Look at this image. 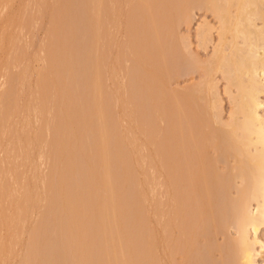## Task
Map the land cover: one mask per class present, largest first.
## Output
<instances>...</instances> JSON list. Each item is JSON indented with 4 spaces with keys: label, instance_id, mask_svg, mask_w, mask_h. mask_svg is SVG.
<instances>
[{
    "label": "bare ground",
    "instance_id": "6f19581e",
    "mask_svg": "<svg viewBox=\"0 0 264 264\" xmlns=\"http://www.w3.org/2000/svg\"><path fill=\"white\" fill-rule=\"evenodd\" d=\"M1 1L2 0H0V2ZM62 1L65 2V0H62ZM67 1H66V3H70V4L72 3L71 1H68V2ZM120 1L121 0H86V1H84V2H86V4L83 2L84 4H82V5H85V7H84L85 9H83V8H81V9L85 10V11H83V13H84V16H85L84 18H85V21L87 22V24L83 20H82V22H84V24H86L87 26L90 27L88 32L86 31L87 32L86 35H88L90 33V37L88 35V38H91V45L89 47L85 46V48H88V49L83 51V52H84V55H85L84 58H85V57H87L86 54H88L86 51H89L88 55H90V58L92 59V61H91L89 59V56H88V59L85 58L86 59L85 67L87 65L88 66L90 65L89 66L90 69H88L89 72L86 71V68H89V67L85 68L83 65L84 73H83V67L82 66L80 68L77 67V71H76V66L77 65L80 66V63H78V62H80L79 61L80 59L79 60L75 59L74 54L76 53L75 52L76 50L73 51L74 54L71 51L73 57L71 56V58H69L70 60L68 59L69 60L68 61L66 58H67V56L70 57V54H69L70 52L67 51V53H66L65 52L66 49H62V48L60 49V47L58 46V44H60L59 42L62 41L64 43L65 40H68L70 38L71 34L69 33L68 28L73 23V19H72L73 15H71L72 12L68 13L69 9L70 10L72 9L71 5H69L70 6L69 9L67 7H66V9H64L65 6L63 7V2H62V4L60 2L61 7L59 5V9L60 10L62 9V10L57 11V14H56L57 16H56L55 21H57L59 18L60 19L57 21L58 23L55 22L56 26H58L60 23L63 22L61 15L64 16L66 13L68 15H71L70 18L72 20H71V22H69L70 21L68 19L69 16L67 17V15H66L67 18H65V19H68L69 21L67 20V22L64 21L62 24H60L59 25V27L61 26L60 29H59V27L57 28L54 24L53 32H51L52 37L50 36V39L51 38H53V39L50 40L51 44L49 45V47L47 49L48 50V52H47L48 57L46 55L45 56L46 58L44 59V61L45 60L50 61V62L48 61L49 63L47 65H51V64L53 66L55 65L56 69L58 68L57 71L59 70V72L57 73L59 75H60V73L61 74L63 73V69H61V68H64V67H67L64 71H66V70L69 71L68 72L69 74L71 72L70 69L72 71L74 70L76 73L78 72V74H75L73 71V74L76 77L75 79H77L76 75L81 76L80 80L78 77L77 80H79V81L76 80L77 82H80L82 80L85 72H87L86 74H88L87 76L89 77L87 79H89L90 81L92 80V82L87 80L86 77H85V80H83V81L90 82L89 85L91 83L97 84V82L103 81L102 83L98 84V86L91 84L90 87H88V91H87V89H85L88 93L90 90L94 89L95 87H96L95 89H97L98 92L100 89H104V88H105V91L108 89L106 91L107 93L110 92L109 88H107L105 85L104 86L102 85V84H105L104 80H102L103 79L102 78L103 73H107L106 71L110 70L108 72V74H109V76H111L110 74H112V71L115 73L116 72L119 73L122 70V67H123L122 62L124 59H123V54L121 52L125 48V46L127 47V45L130 47L132 45V49H134V50H132L130 48L132 54L136 53L135 56H136L137 61H136V64H133L135 67L133 66L132 68H135L133 70L135 71V74L137 76H139V78L142 76L140 79V82L138 81L140 83V86L145 84L142 87V89L147 86L146 88H148V89H146V88H144V89H146V90L151 89V91H152V89L154 90L156 87V86H154L155 81L156 82L158 81V83H156L157 88H158L159 84H160L159 86L161 88L162 86H164L163 85L164 80L169 78V77H167V75L170 76V79L171 78L174 79L177 76V72H178V68H177L178 67V63H177L178 57L177 56H178V53H176V52H178V49H176L177 44H175L176 42L174 40V38H175L174 35L176 32L174 33V31H172L171 29L174 27L176 28V25H177L176 22L178 21V20H176L177 16H179L178 18H180V16H182V17H184V19L187 17L186 13L188 14L187 11H190L189 8H191V6H192L190 1L192 2V0H190V1L189 0H180V1L177 0L179 2H177L176 0H175L176 2L173 0H152V2L148 1V0H137V2H136V0H135V2L137 4L134 2L135 5L134 4L133 5L135 7L131 4V6H133L132 9H130V6H128L130 4L125 5L126 4L125 2L130 3L133 0H128V1L126 0L124 2H120ZM172 1L175 2V4L179 3V5L175 6ZM171 2H172V6H171ZM208 2L209 3L207 5L209 6L211 4L210 9L213 12H215V16L218 20L219 26L217 27L216 25H214V24L211 25V23L207 22V23L200 25L196 31L199 46H201L204 50H208L209 45H211V44L214 46V47L212 46L213 52H211L212 54H210L211 56H209L208 59H205L204 61H202V60L198 61L197 60L198 63H196L199 66V67L197 66L199 72H200V70H202L201 72H203V74L201 73L204 76V77H201V78H203V80H202L203 83L201 82V84L199 83L197 86H195V88L187 89V91L186 90L183 92L178 91L179 93L178 92L175 93V90H172L174 92H171V94L168 93V96L169 97L171 96L169 99L170 100L172 99L170 101L171 103L168 100V102H169L168 107L170 109L169 110L170 115L167 114L168 115V122H169V124H168V127H169L168 128V136L169 137L168 138L170 140V143H169L170 146L168 147L169 148L168 149L169 150L168 151L169 156L167 159L168 161H166L168 163H166V167H167L166 172L167 173H166V178H165V183H166L165 185L167 188L166 192H167V196L169 199V201H168L169 204H167L168 203L167 202L166 206L169 205V207L165 208L168 211V212L166 211L167 214L164 213L165 210H163V213H164L163 216L165 217L167 215L166 218H164L162 216L163 213H161V216H160L162 218H159V217L156 218L155 215L159 216L160 214H157V213H158V211H159V213L161 211H160V209L158 210V209L153 208L154 209V217L156 218L155 220H157V219L158 220L160 219V220L159 221L157 220L158 222L155 221V223H153V225L155 224V226L152 229L153 230V234H152L153 240H151V241L153 242V245L151 244L152 247L150 246L152 248L151 249L152 255L148 251V253H149L148 257L150 258L148 261L149 264L151 261L153 262L152 264H256L257 263V257L259 255H262V253L264 251V242L262 240H260L259 234H258L261 227L264 226V116L262 115V113L260 114L261 108L264 107V100L261 99V96L264 95V0H208ZM122 5H124V6H122ZM125 6H128V7H125ZM173 6H174V8H173ZM122 7H125V9L126 8L130 9V10L126 9L127 14H126V12H123L125 9ZM175 7H176V10H174ZM178 8H180L181 10H179ZM63 10H66V12ZM61 12H63V13L61 14ZM124 13L127 16L124 21L128 20V22L126 21L127 25L126 24L124 25V23H125L124 21H121V23L123 24L124 27L125 26L127 27L126 28L127 34L125 33V38L128 39V43L125 39L124 40L127 44H124L125 42L123 40H122L123 42L120 40L124 45L120 42L118 44L116 41V43L118 45H123V47L118 46L117 44L115 47L118 46V47L123 48V49L122 50L119 49L117 51V54L119 51H120L119 52L120 54L115 56V58H114V55L111 54L113 56V58H112L111 55H109V53H114V49H112L113 52L112 51L109 52V51L111 50V48H113L112 44L115 45L114 44L115 40H114V43H112V44L110 42H113L112 40L115 38V36H116L115 39H117V38L119 39V37H121V36L118 37L117 35L118 34L121 35L122 33L120 34L119 32H117L116 29L118 30L120 27L119 30L122 31L124 29V27L122 29L120 26L122 24H120L119 22H116V21H119L120 20L119 17H122ZM146 13H147V15H146ZM58 14H61V15H58ZM125 15H124V17H125ZM144 15L146 17L148 16L149 19L147 20L148 17L146 18V17H144ZM183 15H186V17ZM142 16L144 18H146V20H143V22L145 21L144 23L141 22ZM80 17H82V13H81ZM181 19H179V20H181ZM184 19H182V20H184ZM98 20L100 21L99 22L100 24H97ZM113 20L114 21L116 20V21L114 22ZM111 21H113L114 24H116V23L119 24V25L117 24L118 26L116 25L117 27L115 26L116 29L114 26H112L114 24H111L112 23ZM109 22H111L110 23L111 26L115 29V31L113 29V31L115 33H113V31H111L112 30L111 26H110L111 32L108 31V26H109L108 23ZM174 23L176 24L175 26H174ZM106 24L108 25L107 27L105 26ZM66 25L68 28H66ZM99 25L101 26V28L103 27V29H105L104 30L105 32L103 31V29L97 28V26H99ZM63 26H64V30H63ZM55 27H56V34H55V30H54ZM61 29H62V31H61ZM69 29L71 32L72 27H70ZM96 29L97 30L99 29L98 32L96 31ZM85 30H87V29H85ZM99 31L103 32V34L105 35V36L103 35L104 37L108 36V33H109L110 38L108 41H110V42L109 43L107 42L108 44H106V45H109V47H111V46L112 47L109 48V50L107 48L108 46H106V48L105 47L104 48H105V50L106 49L108 50L106 52L108 53V56L110 58L107 57V53L105 54V52H103L105 50H103V51L101 50V49H104L103 47H101V49H100V46L102 44L105 45L106 42H104V40H103L104 37L102 35H100ZM214 31L217 32V36H218L217 37L218 41H216V42L214 40V33H215ZM57 32H59V34H60V32L61 33L63 32V33H62V35L59 36ZM110 33H111V35L113 34L112 36H114V34H117V35L112 37L110 35ZM171 33H174V34L172 35ZM53 34H55V35H53ZM56 35H58L60 38ZM126 35H128V38L126 37ZM101 36L103 37V39H101L103 41L98 40V39H100ZM111 37H112V40H111ZM150 37H151V39L152 38H154V39L151 40ZM106 38H105V40H107ZM52 40H53V42H52ZM169 40H170V42H169ZM98 41H100V43H102V42H104V43L99 44V46H98ZM164 44L167 46V49H165L166 46ZM134 45L136 46V48L138 47L139 50L136 49L135 47H133ZM56 47L57 48L59 47L58 51L56 50L57 52L55 51ZM139 47H141V48H139ZM163 48H164V50H167L166 51L167 55L164 54L165 51L163 50ZM116 49H118V48H116ZM130 49H128V50H130ZM140 49H141V53H140ZM100 50L102 51L101 55L99 54L100 56H102V57H100L101 60L103 61V63L108 62V63H106L107 69L102 62L101 63L104 65V67L101 63H100L101 67H99V64H97L98 62H100V59L98 60L96 58L98 56V53H100L99 52ZM133 51H135V53H133ZM59 52H61L62 54H66L65 60L63 59L62 54H61V57L57 55L58 56V58H57L56 53H59ZM77 52L80 53V50L79 51L77 50ZM78 53H76V55ZM123 53L125 54L124 50H123ZM145 53H146V56H144ZM147 56H148V58H147ZM84 58H83V60H84ZM133 58H135V57H133ZM57 59H59L60 61L64 60L63 62L64 63L66 62L65 63L66 66L61 67V65L62 64L64 65V63L61 62L62 63L61 64L59 62L60 64H58ZM109 59L110 60L113 59L114 63L110 62V65L111 64L112 65L111 66L109 65V67H108V64L110 61ZM184 59H185V57H184ZM83 60L81 59V62H83ZM87 60H88V62H87ZM89 61L94 62V63H92V64H94L92 68L95 70L91 69V64H90L91 62L89 63ZM76 62L78 63L77 65H76ZM85 62H83V63H85ZM164 62H167V63H165L166 68L163 67L165 65ZM83 63H81V65ZM57 64L60 66V68L57 67L58 66ZM73 65H74V67H73ZM46 67L48 69L46 68L47 70H43V71L44 72L47 71V72L42 73L44 75L46 74L45 75L46 78L43 75L44 76L43 81H45V82L42 81L43 77L41 78V81L43 83L42 82L40 83V81H39L41 86L44 85V83H45V87L49 85V83L46 84V82H48L47 80H50V81L51 80L53 81V79L56 80L55 78L57 76L55 73H51L48 71L50 69L48 66H46ZM110 67H113L112 68L113 70H111ZM73 68H75V69H73ZM78 68L82 70L81 73H83V75H81L80 71H78L79 70ZM98 68H100V69H98ZM108 68H110V69L108 70ZM158 68L159 69L162 68L161 69L162 71L161 70L159 71ZM163 68L165 69L166 72L168 70V72L166 73L165 71H163L164 70ZM60 69L62 70V72H60ZM103 69H105L104 70L105 72H103ZM114 69H116L117 71ZM50 70L54 71L55 68L51 66ZM90 70H93V71H90ZM96 70H98V72L101 70L100 75H101V73H102V75L101 76L98 75L99 73ZM156 71L158 73L161 72L160 74L163 73L164 75L166 73V76H164L162 74L163 78H164V79L162 78L163 81H161L162 80L161 79L159 82V79H160L159 77H162V75L160 76L157 73L158 76H156ZM92 72H94L95 75L97 74V77L92 76L93 75ZM121 72H124V71L122 70ZM121 72H120V74H121ZM47 73H49V75H51V74L55 75V78H53V76L51 75V77L49 76L50 79H48L49 77L47 76L48 75ZM68 73L66 75L65 74L64 75L68 77V75H69ZM89 73L90 74L92 73V75L89 76ZM117 73H116V75H117ZM217 73H221L223 78H225L227 80L228 85L226 87V92L228 93V95H230V99L232 102L231 104H233L232 105L233 110L230 112L231 117H229V121H223L221 118V121L223 123H221V122L218 123V120L220 119V115L218 114L219 113L218 110L221 107L222 100L219 99V95H217V93H218L217 92V86H216L217 85V82H216V78H217L216 74ZM63 74H62V76H63V79L65 80V82L63 83V85H64L63 89H65L66 87H68L70 85V84H68V86H66L67 83L70 82L69 80L71 78H74V77H73L72 73H71V78L70 77H68V78L64 77ZM86 74H85V76H86ZM62 76H60L61 79H60V77H59V79L63 82L64 80H62ZM144 76L146 77V80L149 79L147 82L152 83V85H150L149 83H148V85H146V83H144L146 81L143 82ZM9 77L10 78H8V83H10L12 81L11 76H9ZM90 77H92V78L90 79ZM93 77H95V79L97 80L96 83H95L96 80H94ZM133 77H134V75H133ZM66 78L69 80H66ZM39 79H40V77H39ZM93 80H94V82H93ZM71 81H72L71 83H73V81H75V80H71ZM76 81L74 82L75 85H73V86H71L72 84L70 85L69 88L72 87L70 92L71 91L74 92L75 86L78 84ZM88 82L81 84L79 86L80 90L82 89L81 87H83V85H85V88H87L86 85L88 84ZM81 83H83V82H81ZM6 84H7V82H6ZM40 84H38L39 87H41ZM50 85L53 86L51 83H50ZM99 85L103 86L104 88L101 87L98 90V87H100ZM56 86L58 87V85H56ZM92 86H94V88ZM45 87H43V88L47 90V88H45ZM233 87H235L236 92H237L235 95H233V93L235 92L234 90H232ZM8 88L10 90V87H8ZM8 88H7V90H8ZM44 89H43V92L46 91ZM7 90H6V92H7ZM9 90H8V94L6 93V96L5 95L1 96L2 98L0 99L1 100L0 101V109H2V110H0V112H2L0 115H3L2 117L0 116V121H1V124H3L4 126H5V120L7 122L9 119V118L7 119V117L9 115L11 116V114L13 113V112L11 113V108H14L13 104H10L12 102L11 101L12 99L10 98L11 97L10 92H13V91H12V89H11V91H9ZM85 90L82 91L81 94H83V93L85 95L88 94ZM94 91H96V90H94ZM101 91H103V90H101ZM72 92L69 94L65 92L66 95H68V96L70 94L71 95L73 94L72 97L70 95L69 99H68V96H65V99L59 97V99H61V100H59V101L57 100V102L60 104V106H63L61 103H63L64 105H68V107L70 106L68 109H66L67 112L65 113V114H67L69 112L70 115L68 113L69 120H67L64 123L65 127L62 125H60V127L57 126V128H59V129L64 127V128H62L63 130L62 129L58 130L59 132H62V133H59L56 128L54 129L56 132L54 131L55 132L54 139L52 137L53 140L51 142L53 144H51L52 146L50 147V150H49L50 152H49V156L47 159L49 161V158H50V162L52 161V163H51L52 167L54 165V168L51 171V175H54L53 176L54 178L53 177L52 178H53V180L56 179L54 182H57V184L56 183L54 184L53 180L51 182V178H49V176H48V178H49L48 181H50L51 183L48 182L47 179L45 182V179H44L45 185L47 182L49 183L48 185H46L47 188L45 186V192L47 189V192H48V190H50L49 193L51 194L50 196H48L49 193L46 192L45 195L48 196V198L46 197L47 200L50 197H52V199L55 198V200H51V198H50L48 203L49 202L52 203L55 201L54 205H52V208H53V211H54V209L55 210L57 209L58 213L61 212V211H58V208H59V210H61L60 207H62V206L57 207V205H60L57 203L62 202L61 205L72 204L74 206L73 207L71 205L73 207L72 211H70V212H72V214L70 215L71 216V219H70L71 222L68 221L69 219L67 220L69 222V224L72 226V228H71V226H68L69 229L71 228V230H68V231L70 232V234L75 232V233H73V236H71L74 238H72V240H70V242H72L73 240H74V242H72L73 244L74 243L76 244L77 242H79L78 240L77 241L75 240V238H77L76 232L80 235L81 234L83 235L84 233H86L84 235H87V234L89 235V234H91V232H92L91 229L93 228V229H95V231L97 229V233H98V228L101 226L98 227L96 225L95 228L93 226L91 228V222H88V221H90V220L92 221V219H94L93 218L94 216H95V218H97L96 216H100L102 218V220L106 221L105 223L103 221L99 222V217L97 219H95L94 221L98 220L97 221L98 225H100V223L103 225V223H104L103 229L99 228L101 230L102 235L105 236L106 233H109L111 231V235H112V233L115 234V235L113 234L115 236V240H112L113 245L111 242H105V240H103L104 237H103V239L100 238L99 240H103L104 244L106 243L105 247H109V245L111 243V245L114 247V249H116V252H118L119 248L122 247V245H123V243H122V245L120 243L123 240L121 238L122 236H120L119 234L122 235V232L124 229L122 228L123 225L117 229V227H116L117 223L116 222H119V220H120L121 224H123V219H121L120 216L118 215L120 218L119 219L118 216H116V215H117V212L119 214L122 212L120 215L123 218V215H122L124 212L122 210L123 206H122V208H119L121 206L120 203H122L121 198H123V197H121V195L119 194L120 192L117 191V193H116L115 189L117 186L115 187L114 186L115 183H112V182H115L114 179L113 180L110 179L112 186L115 187L114 189L111 186V183H109L110 181H108V178L106 176V174H108V173H106V171L109 170V168H107V167L109 165L108 163L112 160L111 156L116 157V155L120 154L118 156L119 157L118 159L120 160V163H121L122 160L124 161V159H125L124 158L125 154L123 153V151H121V150H123V149H121L122 148V146H121L122 140H121L120 135H119L120 138H119V136H117L118 130L115 133V130L117 128L116 127L117 121H115V120L112 121V118L114 117V115L112 114V111H109V109L112 110V108H110L111 103H109V104L106 103L107 105H110V106H107L105 104V102L107 100L111 102V100H110L111 95H109L110 97L107 95L108 99L105 97L106 98V100H105V99H103L104 95L106 96V93L104 91H103L104 94L101 93L98 95H96L95 92L91 93L93 95V97H98V98L100 95L103 94V96H101V99L104 101L103 102L102 100L97 99V98L92 99L93 98L92 96H91L92 98L89 97L90 93L87 96H85L83 94L84 98L88 97L89 99L86 98L85 99L86 101H85L84 98L81 96V100L83 98V100H82L83 102L82 101L81 102L84 105L82 106V103H80L81 107H82V110H80L81 108H77L78 107V104H77L78 101L77 100L79 98L78 99L76 98L77 100L74 99L75 97H73V96H75V95ZM92 92H93V90H92ZM65 93L64 94L62 93L61 96L64 97ZM109 94H111V93H109ZM151 95H152V92H151ZM75 100H76V103H75ZM99 100L101 102H99ZM62 101H64V102L67 101L68 104H65ZM102 103L105 105H103ZM177 103L181 104V107H182L181 110L182 111H183V109L185 110V112L183 111L184 112L183 114L181 113V115H179L180 118H178L179 117L178 111L176 109V106L178 105ZM74 104H77V105L74 106ZM104 106H106L105 108L109 107L106 110H108L107 114L109 112V116H110L109 121H112L111 122L112 124L115 121L114 122L115 124H113L114 129H113V127L110 128L111 123H109V121L106 122L107 121L106 120L107 115H105ZM5 107H6V110L4 109ZM72 107H75V108L72 109ZM65 108L66 107L64 106V108H63L64 110L62 109V111L65 112ZM76 108L78 109L76 112L77 115L74 114L72 116V114L75 113V111H72V110H74ZM14 110L12 109V111H14ZM79 110H80V113L78 112ZM64 112H62V113H64ZM110 113L112 116L110 115ZM109 116H107V119ZM4 118H6V119L4 120ZM95 120H98V121L100 120V122L99 123H98V121L95 122ZM106 123H108V125ZM217 124H219L220 127ZM3 125H1L0 127H2ZM5 128H6V126H5ZM108 130H110V131L114 130V131L111 133H108L109 132ZM112 133H115V135L118 137V138L116 137V140H114V143L115 144L117 143L118 145L114 144L115 147H114V145H113V147L115 149H113V150H111L112 147L109 148L105 144V142L107 143L108 140L111 141L110 137H111V135L113 137ZM78 134H79V137L77 136ZM107 135H109V136H107ZM0 137H1V135H0ZM57 137H59L58 138L59 142L56 139ZM106 137H108L107 140H106ZM90 139H91L92 143L89 142ZM113 139H115V138H112V140ZM117 140H118V142H117ZM120 140H121V142H120ZM119 143H121V144L119 145ZM79 144H81V145H79ZM224 144H226L227 149L228 148L230 149V150H226V148L225 149L223 148L225 152L226 151L230 152V153H228L229 155L232 154L233 150H232L231 146H233L237 150V156L238 157H236V158H239V160L241 159L239 161L240 163L237 162L238 159L235 160L236 158L234 157V154L236 153V151L232 155L234 157V159H233V157L231 159L230 158L231 156H228L229 159H231L230 162L235 160L236 161L235 164H238V163L242 164V165H240L241 167L239 166V164L236 165L240 168H239V171L235 169L236 170L235 173L233 171L234 169L232 170V168H230L235 175H232L231 170H229V169L227 170L228 172L229 171L231 172V173L229 172L231 174V176H236L239 173V175H237L238 177L233 178L234 180H236L235 183L232 181L233 179L229 175V173H228V175H229L228 176L226 174L227 172L221 173V174L218 172L220 170H218L219 168L217 166V163L219 161H221V159L217 158L218 155H216V153H218V151L221 150V147H225ZM73 145H74V148H76V149H78V146H80V147L82 146L81 150L79 149L82 157H80V159L76 158L77 164L75 166L78 165V161L81 162L83 159L85 160V158H86V161H85L86 166H88V165L90 166V170L91 171L93 170L92 171V172H94L93 174L96 176V178L97 177L99 178L100 182H96L98 180V178L95 179V177H94L92 179V177H91V176H93V175H91L92 172L90 171V174H89L88 173L89 168H88L87 175H88V177L91 175L90 178H88V179L89 180L92 179L91 180L92 182L91 181L89 182L88 180H87V182H84L85 185L88 184L87 186H78V185L75 186L73 184H70L69 182H71V181H69V180L67 183L66 176L68 174H70V175H68L67 179L69 178V176L70 177L75 176L74 178L77 179L76 178L77 173H76L75 169L73 170V167H75V166L70 165V164H73L71 162H74L73 161L74 159H72L73 156L78 157V155H75V154L73 155V152H75L77 150L73 149L74 151L71 150L70 152H72V153H69V150L72 149ZM118 149H120V150H118ZM231 150H232V152H231ZM66 153H69L67 156L71 155L69 157V159L72 157L71 158L72 161H71V159L69 160L71 162H68V159L66 157ZM122 153L124 154V156H122L123 159L121 158V155H123ZM76 154H77V152H76ZM113 154H116V155H113ZM86 155L88 157H85ZM62 157H65L67 160L66 159L64 160V158H62ZM60 158H61V160L63 159L66 162L65 163H64V161L62 162L60 160ZM109 159H111V160L108 162ZM56 160H57V162H56ZM53 161H54V164H53ZM59 161H61V163H64V165L61 164V166H63V167L60 166ZM91 163H93V164H91ZM225 163H226V161H225ZM225 163H223V165L226 166ZM55 164H56V166H55ZM117 164H119V161L117 162ZM218 165H219V163H218ZM117 167H119V166H117ZM235 168H237V167H235ZM71 171L72 172L74 171L75 173L74 172L72 173ZM84 171H85V168H84ZM71 173L73 174V176H71ZM55 174L58 177L56 176V178H55ZM74 174H76V175H74ZM79 174H81V173H79ZM48 175H50V174L48 173ZM104 175L106 176L107 180H104L105 179ZM226 175L228 176V178ZM108 177H109V175H108ZM111 178H113V177H111ZM230 179H232V180H230ZM237 179L239 181H237ZM70 180H71V178H70ZM102 180H104V181H102ZM82 181H84V180H82ZM106 181H108V183L110 185L108 183H104ZM75 182L77 183L78 181L75 180ZM228 182H231V183H228ZM236 182L237 183L239 182L241 185L239 183L236 184ZM232 183H233V185H232ZM82 184H83V182H82ZM106 184H108L112 188L110 190H108L109 187ZM228 184L231 185V187L233 186L234 189H236V187L234 185H236V186L239 185V186H237V190H235V191H237L236 196L237 195L238 196L237 197L235 196L232 199L227 197V196H224L226 198L220 199L219 198L220 196L218 195L219 192L217 193L216 190L220 189L224 193V190H226V191L228 190L225 188ZM229 185H228V187L231 189V187ZM49 186H50V188L48 189ZM220 186L222 188H220ZM84 187L85 188L87 187L86 190L88 192L87 191L86 192L88 194H90L89 198H91L92 200L90 199V201H88L89 199L88 200L84 199L83 196H85L84 194H86L85 190L83 191V189H85ZM217 187H218V189H217ZM53 188H55L54 189L55 192L53 191ZM81 188H83V189H81ZM51 189H52V191H51ZM79 189L82 190L81 196H80L81 193H80ZM234 189H232V192L228 191V193L229 192H230V194L233 193ZM105 190L110 192L109 195H108V192ZM102 191L104 194H102V193L99 194V192H102ZM113 191L115 192L114 195L112 193ZM83 192H84V194H83ZM54 193H55V195L58 194L57 197L58 196L60 197L57 202H56L57 197L56 196L54 197ZM106 193L108 196H106ZM223 193L222 194L220 193V194L223 195ZM110 194H111V196H114L113 199L115 202L110 200V199H112V198H110ZM115 194H117L118 196ZM225 194H227V192L224 193V195ZM99 195H101V197H99ZM116 196L118 199H119V197H121L119 202L117 201L118 199L116 198ZM233 196H234V194H233ZM86 197H87V195H86ZM95 199L97 200L96 204H95V202H96ZM83 200H85V201H83ZM28 201H29V197H26L25 201H24L25 205H26V202H28ZM86 201L90 202V203H87ZM111 201L113 202L112 205H110V203H112ZM84 202H86L85 205H84ZM116 202H117V204L119 203L118 204V206L120 205L119 207H116V205H117ZM90 204H92V205L89 208ZM55 205H56V208H55ZM113 205L117 209V210L115 209V211H117L116 215H113V216H115L114 217L115 218L114 219L115 220L114 221L115 222L114 227L112 224L113 222L110 221L111 220L110 218H112L111 217L112 213L110 214V218H109V213L114 212V208H113L114 206ZM67 206H63V209ZM111 206L113 208L112 209L113 211H110ZM25 207L26 206H24V205H21V206L18 205V209H19L18 218H19V220H22L23 214L25 212ZM85 207L88 209H83ZM157 207H155V208H157ZM48 208H50V209H48L50 211L51 205H50V207L48 205ZM64 210H66V212H67L66 208ZM53 211L51 210L49 213H51V212L52 213L48 214V215L55 216V214H54L55 211L54 212ZM119 211H121V212H119ZM63 212H65V211H63ZM63 212H61V213L64 214ZM61 213H60V215H61ZM46 214L47 213L45 212V216H46ZM222 214H224V215H222ZM60 215L56 214V217H58L57 220L63 222V224L65 225V221H63V218H61ZM68 215H69V213H68ZM51 216H49V218H51L52 220L47 219L46 217L45 218L47 219V221L48 220L52 221L50 224H52V223L55 224V225H53L55 231H59L57 229L58 226L56 224H60L59 227H62V228H63V224L61 226V223L54 220L56 217L54 218ZM62 217H64V216L62 215ZM45 218H44V220L42 218L43 221H41V223H43L45 227L47 225V228H45L43 226V224H42V226L45 229L41 225L40 226L43 229L39 228L40 229V235L43 234V236L41 235L42 237L39 236L40 239H39L38 243L40 244V246L44 243L42 238L45 237V235H47L48 233H50L53 229V228H51V230H50V227H49V231H47L49 222H47V221L45 222ZM59 218H60V220H59ZM67 218H70V217H67ZM88 218H89V220H88ZM90 218H92V219H90ZM116 218H118L119 220ZM163 218L166 221L165 224H164L165 221L161 220ZM108 219H109V221H108ZM94 221H93V223H94ZM55 222H57V223H55ZM88 223H90V226H88ZM94 224H96V222ZM111 225L113 228H111ZM161 225L165 226V227H161ZM49 226H52V225H49ZM55 226H57V227H55ZM118 226H120V224ZM37 227H39V226H37ZM162 228L165 229L164 230L165 234L163 233L164 238H162L163 236H161V234L163 232ZM119 229L120 230L123 229V230H121V233L116 234L118 232L117 230H119ZM100 230H99V233H100ZM38 231L36 233H38ZM55 231L53 230V232H55ZM44 232L47 234H45ZM34 233H35V231H34ZM59 234H60V231H59ZM54 235L55 234H53V236ZM66 235H68V234H66ZM88 235L86 236L87 238H88ZM102 235H99V236H102ZM117 235H119L120 237L117 238L118 237ZM36 236H34V237L36 240H38V238H36ZM61 236H62V234H61ZM114 236H110V238H107V236H106L105 237V238H107L106 241H108V239H112ZM29 237H30L29 238L30 239L29 243H30L33 241V239H32L33 236H32V238H31V235ZM64 237L66 238V236H64ZM78 237H79V235H78ZM83 238L84 237L81 238V236H80L79 240L82 242ZM116 238L119 239L120 242L116 241ZM84 239L87 240L86 238H84ZM88 239H90V238H88ZM36 240H35L34 251L36 248V242H37ZM57 240H59V239H57ZM85 240H83V242H82L83 245L80 244L82 246L81 247L82 250L84 248L86 249V247L88 245L92 244L91 243L92 241L89 240V243H91V244H88L86 241V243L88 245H84ZM40 241H42V244ZM49 241L50 240H48V242ZM114 241H116V244L114 243ZM72 243H69V241L67 240V243L65 245L68 244L67 246L69 247V245H71ZM75 244L71 245L73 248L71 247L70 248L71 250L69 249L68 251H74L75 252L74 248H76V246H77V244H76V246H75ZM104 244L100 243V245L103 246V248H104ZM114 244L116 245V247L117 246L118 247L120 246V247L115 248ZM46 245H49V244L46 243ZM61 245H59V246H61ZM78 245H79V243H78ZM31 246L29 245L28 247L31 248ZM42 246L40 248H42ZM67 246L66 247L63 246L64 248L63 247L61 248L63 251L62 250H60V251L64 252L62 254H65V250H66L65 248L68 249ZM79 246H77V249L84 253L85 249H84V251H82L81 249H79ZM83 246H84V248H83ZM112 246H110L111 248L109 247V251L111 250L110 252L105 251V254L107 253V255L105 256L106 258H107V256L109 257V254L112 252ZM258 246L260 249L258 248ZM96 247H98V246H96ZM37 248H38L37 249L38 252L37 251L36 252H37V254H39L40 253L39 252V246ZM31 249H27L28 253L30 252L29 255L30 254L32 255V252H34V251L31 252ZM106 250H108V248H106ZM120 250H122V248H120ZM46 251H47V254L44 253L45 251L44 252L41 251L42 254H46L45 256L42 255L43 258L45 257L44 258L45 261L39 260L40 258L41 259H43V258L35 255L36 252H34V255H32V258L29 257V255L27 256V253H26L25 256H27V258H24L25 260L27 259L26 264H28V263L34 264V262H35L34 260H36V259L33 257H36V256H37L36 261L42 262V263L38 262L39 264H43V262H45L44 264H46L47 261H51L50 259L47 260V257H46L49 254L48 251H51V250H46ZM68 251L66 250V254L68 256H70V254H69L70 252H68ZM79 251H78V253L73 252V254H71L70 257L76 258L74 256H77V255H74V254L80 255L81 252H79ZM89 251H92V250H87L88 253H89ZM102 251L104 252V249L103 250L101 249V251H99L98 253H99V255H101V256L103 255V257H104L105 254H103ZM87 252H85V253L88 254ZM92 252L89 253L87 256H90V254L92 255ZM113 252H114L115 256L118 255L117 257L119 258L120 255L115 253L114 250H113ZM53 253H54V251H53ZM66 254L63 256H65L66 258L69 259V257L66 256ZM96 255H98V254H96ZM110 255H111V257H109L108 259H110L111 262L109 260V261H106V263L110 262L109 264H114V262H116L115 260H117L116 263H118V261H119L118 258L117 257L113 258L114 257L113 254H110ZM150 255H151V257H150ZM49 256L51 257V255H49ZM54 256L52 254L51 259L54 258ZM63 256L61 257V259L63 258V261H64V259L66 260V258H64ZM83 256H85V255H83ZM101 256H100V258L103 261V258ZM123 256H124V254H123ZM126 256H124V257H126ZM136 256L137 255H135L133 257L131 255L130 257L127 256L128 258L123 257V259H122V257H121V259L126 261L125 264L127 263L128 259H129L128 264H132V262L134 264V262L140 261V260H137V258H135ZM92 257L90 256V258H92L90 260L91 261L93 260V263L90 262V264H96L97 262H99V260L101 261V259H99L98 257H96L98 259L95 258L96 260H94V256H92ZM105 257H104L103 262H105V260H106ZM80 258L82 259V257H80ZM80 258H78L79 261L81 260ZM83 258L85 260L87 259V257L86 258L83 257ZM112 258L114 260H112ZM130 258H135V259H133V261H131L132 259L130 260ZM151 258H152V260H151ZM30 259H32L33 262H29ZM55 259H56L55 262L57 263L58 257ZM61 259H60V261H61ZM70 259H69L70 263L77 264L75 259H74V261H72ZM25 260H23V261L25 262ZM78 260H77V262H78ZM58 261H59V259H58ZM82 261H84V260L82 259ZM82 261H80V263L79 262L78 263L83 264L84 262L82 263ZM88 261H89V259L86 260V262H88ZM24 262H22V263H24ZM37 262H35V263H37ZM51 262L53 263V260ZM86 262L84 264L89 263V262L88 263H86ZM103 262L98 263V264H102ZM63 263L67 264L68 261H67V263H65V261ZM106 263H103V264H106ZM49 264H51V263H49ZM118 264H120V263H118ZM122 264H124V262H122Z\"/></svg>",
    "mask_w": 264,
    "mask_h": 264
},
{
    "label": "rangeland",
    "instance_id": "374dc122",
    "mask_svg": "<svg viewBox=\"0 0 264 264\" xmlns=\"http://www.w3.org/2000/svg\"><path fill=\"white\" fill-rule=\"evenodd\" d=\"M61 1L62 0H60V1L59 0H2L0 2V5H1L0 6V99L2 98L1 96H3V95L6 96V93L8 94V90H9L8 87H10L9 91H11V89L13 91V92H10L11 93L10 98L12 99V100L10 99L12 101L10 104H13V107H14V108H11V113L12 112L13 113L11 114V116L9 115L7 117V119L9 118L7 122L5 120L6 118H4L6 128L3 124H1V121H0V126L1 125L4 126V127L3 126L0 127L1 128L0 129V135H1V137H0V185H1L0 186V264H24V263L26 264L27 259L25 260L24 258H27V256L30 253V252L28 253L27 249L32 248L31 252L34 251L35 240H36L34 236H36L38 233L39 234L36 236V238H38V240H36L37 241L36 242V248L34 251V252H36V251L38 252L37 247L39 246V252L40 253L37 254V252H36V254H35L38 257L40 256L43 258V256H45L47 254L46 250H51V251H48L49 254L46 256L47 260L48 259H50L51 261L53 260L54 264H64L63 263L64 261H65V263H67V261H68L67 264H69L70 263L69 259L71 258L70 256L74 252V251H68L72 247L71 245L75 244V243L74 244L72 243V242H74V240L72 242H70V240H72V238H74L71 236H73V233H75V232L70 234V232L68 231V230H71V228H72V226L69 224L68 221H70V219H71L70 215L72 214V212H70V211H72L74 206L72 204L61 205L62 202L57 203V204H60V205H57V207L62 206V207H60L61 210H59V208H58V211H61V212L65 211L66 212V210H64V209L65 208L67 209L66 213L63 212L64 214H62L60 212L61 213V215H60V213L57 212V209L56 210L54 209L55 212L53 211L52 205H54L55 201L52 202L53 204L51 202H49L50 204L48 203L50 198H51V200H55V198L52 199V197H50L47 200L48 196L51 195L49 193L50 190H48V192H47V189H46V192L49 193V195L48 196L45 195V193H46L45 192V186L49 184L48 182H50V181H48V179L51 178V182H52V180L54 178L53 177L54 175H51V171L54 168V165L52 167V164H51L52 161L50 162V158H49V161L47 159L49 156L50 147L52 146L51 144H53L51 142L54 139V135L56 132L54 129L56 128L58 131V130L64 128L65 127L64 123L67 120H69L68 116L70 115L69 112H68L69 115H68V113L65 114L67 112L66 109H68L70 106L68 107V105H64L63 103H61L63 106H60V104L57 102V100L58 101L61 100V99H59V97L65 99V96H68V95H66V93L69 94L72 92V91L70 92V90L72 89V87L69 88L70 85L71 84H72L71 86L75 85L74 82L78 79V77H79V80L81 78V76L76 75L77 79H75L76 77L73 74L74 70L72 71L70 69L71 72L69 74L68 73L69 71H67V70L64 71L67 67L61 68V69H63V73L65 72L64 73L65 75L68 73L70 75V76L68 75V77L71 78V73H72V75L74 77V78H71L69 80V79H67L68 77L62 73L64 75V77H67L66 80L70 81L67 83L66 86H68V84H70V85L68 87H66L65 89H63L64 88L63 83L65 82V80L63 79V76L61 73H60V75L57 74L59 72V70L57 71L58 68L56 69L55 65L53 66L52 64L47 65L50 62L49 60H48L49 62L47 60L44 61V59L46 58L45 56L47 55V57H48V53H47L48 50L47 49H48L49 45L51 44L50 40L53 39V38L50 39V36H51V32H53L54 24H55V22H57L60 19L59 18L57 21H55L56 16H57L56 15L57 11L60 10L59 5L61 7V4L63 2V1L62 2ZM66 1L67 0H65V2H63V7L65 6L64 9H66V7L69 9L70 8L69 5H71L72 9L71 10L69 9L70 12L68 11V13L72 12L71 15H73V18H72L73 19V23H72L73 26L72 25L70 26V27H72V30L70 32V29H69L70 27L68 28L66 25V28H68L69 33L71 34L70 38L68 40H65L64 43L62 41L59 42L60 44H58V46L60 47V49L61 48L66 49L65 50L66 53H67V51L70 52L69 53L70 57L67 56V58H66L67 60L69 58H71V56L73 57V55H72L73 51L76 50L75 52L78 53L77 50L78 51L80 50V53H78L77 55H76V53L75 54L73 53L75 55L76 60L80 59L79 60L80 62H78V63H80V66H78L77 65L78 63L76 62V65H77L76 71H77V67L80 68L81 66L83 67V65L85 67V65H86L85 61H86V59H88V56H89V59L92 61V59L90 58V55H88L89 51H86L88 53V54H86V56H87V57H85L86 59L84 58L85 55L83 52V51L88 49V48H85V46L89 47L91 45V38H88V35L90 37V33L88 35H86V33L88 32L90 27L86 25L87 22L85 21V18H84L85 16L83 13V11H85V10L81 9V8L85 9L84 8L85 5H82V4H84V3L86 4V2H84L86 0H68V1L72 2L71 4L66 3ZM124 1H126V0H121L120 2H124ZM148 1L152 2V0H148ZM173 1H175V0H173ZM179 1H177V2H179ZM60 2H61V4H60ZM134 2H135V0L131 1L130 3L125 2L126 4L125 3L124 4L125 5L130 4L128 6H130V9H132V7L135 5L137 0L135 3ZM172 2H171V6H172ZM175 2H173L174 5L178 6L179 3L175 4ZM190 3L192 5V6L190 5L191 8H189V10L191 12L187 11L188 12V14L186 13L187 17H186V15H183L187 19L185 18L186 19L185 20L184 17H182V16H180V18H178L179 16H177L176 20H178L179 22L178 21L176 22L177 25L174 23V26L176 25V28L173 26L174 28L171 29L172 31H174V33L175 32L177 33V34L175 33V35H174L175 36L174 40L176 42L175 44H177L176 49H178V52H176V53H178V56H177L178 57V60H177L178 61L177 62L178 63L177 76L174 79L171 78L172 79L171 80L170 76L167 75V77H169V78H167V79L165 78L166 80H164V82H163L164 86H162L161 88L159 86L160 84L158 85V88H157L156 83H158V81L157 82L155 81V85L153 84L154 86H156L154 90L153 89H152V91H151V89L146 90V89H148V88H146L147 86L144 87L146 89H144V88L142 89V87L145 85L144 83H146V85H148L149 82H147V81L149 79L146 80V77L144 76L145 78L143 77V82L144 81H146V82L143 83L144 85L140 86L139 82H140V79L142 76L139 78V76H137L135 74V71L133 70L135 68H132L134 66L133 64H136V61H137L136 56H135V54H136L135 51H133V53H135V54L131 53L132 45H131V47L127 45V47L125 46L124 49L118 47V46L123 47L124 44L128 43V39L125 38V33H126L127 27L126 26L124 27L123 24L121 23V21H124L127 17L125 15V13L123 14L122 17H119L120 18L119 21L115 20L116 22H119L120 24H122V25H120L122 29L124 27V29L122 31L119 30L120 27L118 29L119 31L116 29V27L119 24L118 23L114 24L113 23L114 20L111 21L112 23L111 22L108 23L109 26L107 24L105 25L106 27L108 26V31H110L111 29H112L111 31H113L114 28L112 26L115 27L118 24L115 27V29L117 32H119L120 34L122 33V34L121 35L114 34V36L115 35H117L118 37L121 36V37H119V39L117 38L119 41L117 39H115L116 36L112 40V37H114V36H112L113 34L111 35V33H110V35L112 36L111 40L113 41V42H110V41H108L110 38L109 33H108L109 37L106 36L107 37L106 38V37H104L105 35L103 34V32L99 31L100 35H102V36L104 35L103 36L104 39L101 36L102 38L100 37V39H98V40H100V41L104 40V42H106L104 45V44H102L104 42L100 43V41H98V46H99V44H102L100 46V49H101V47L106 48V46H108L107 48L109 50V48H111L113 46V48H111V50L109 52H111V51L113 52L112 49H114V53H109V55L113 54L114 58H115V56L120 54L119 53L120 51L117 54V51L119 49H121V50L123 49L125 51V54L123 53V50L121 52L123 54V59H124L122 62L123 63L122 70L124 72H121L122 70L121 71L119 70V71L121 72L122 75L120 74V72L119 73L116 72L117 73V75H116V73L112 71V74H110L111 76H109V74H108V72L110 71L109 69L111 68V70H113L112 68L114 66L108 68L109 71H106L107 73H103V77H102L103 79L102 80H104L105 84H102V85L103 86L105 85L107 88H109L110 92L107 93L106 91L108 89L106 88L107 90L105 91V88L103 86L99 85L100 87H98V90L101 87H103L104 89H100L98 92L97 89H95L96 87L94 88V86H92L94 88V89H92L93 92H92V90H90L91 92L89 91V93H90L89 94L87 92L88 87H90V85L94 84V83H91L89 85V83L92 82V80L90 81L89 79H87V78H89L87 76L88 74H86L87 72H85L86 76H85V74L83 75L84 67H83V73H81L82 70L78 68L79 69L78 71H80L81 75H83V78L80 82H77L79 80L76 81L78 84L75 86L74 92H72L75 95V96H73V97H75L74 99L79 98L78 100L76 99L78 101L77 102V104H78L77 108H81L80 110H82L80 103L83 102L82 100L84 98L83 97L84 93L81 94V92L84 91L85 89H87V91L86 90L85 91L90 95L89 97H91V96L93 97V95L91 93L95 92L96 95H98V94L103 93V91L106 93V96L104 95L103 99L106 100V98L108 99V96L111 95V98H110L111 102L107 100L108 102L106 101L105 104L111 103L110 108H112V110L109 109V111H112V114L114 115V117L112 118V121L113 120L117 121V124H116L117 128L115 127L116 128L115 133L118 130L117 136H119V135L121 136V140H122V145H121L122 148L121 149H123L121 151H123V153L125 154V156H124V154L122 153L123 155H121V158H122V156H124L125 159L123 161L122 160L123 158H122L121 159L122 162L120 163V160L118 159L119 158L118 156L120 154L119 155L113 154V155H116V157L113 156L115 158L114 159L111 156L112 160L111 159L108 160V162L111 160L108 163L109 165L107 167V168H109V170L106 168L108 170V171H106V173H108V174H106V176L108 178V181H110L109 183H111L110 179H112V180L114 179L115 182H112V183H115V184L117 183L116 185L114 184V186L118 187V188L116 187L117 190L115 189V191H116V193H117V191L120 192L119 194L121 195V197H123V198L119 197V199H118L117 198L118 195L115 194V195H117L116 198L118 199L117 200L118 202L120 201V198H121V202H122V203H120L121 206L119 205L120 206L119 207L118 206L119 203L117 204V202H116L117 205L116 204L115 205H116V207H119V208H122V206H123V208H124V209L122 208V210L124 211L122 214L123 218L120 215L122 213L121 212L122 210L119 211V212H121L119 214L117 211H115L116 207L114 205H113L114 206L113 207L114 212L109 213V218H110V214L112 213L111 217L113 219L110 218L111 219L110 221L113 222V223L111 222L113 224V227L115 226L114 225L115 224V222H114L115 216H113V215H116V212H117L116 216L119 215L120 218L123 219V224H121V221L119 220L120 219L119 216H118L119 219L116 218L119 220V222H116L117 223V226H116L117 229L119 227H121L122 225H123L122 228L124 229V230L121 229V230H123L122 235L119 234L120 236H122L121 238L123 241L120 242V240L117 239L120 237L119 235H117L118 237L116 238V241H119L121 243V245L123 243L122 247L119 246L120 248H122V250H120V248L117 246L121 253L119 251H118L119 253L116 252V249H114V247L112 246L113 245L112 240H115V236H114L115 234L112 233V235H111V231H110L109 233H106L105 236H103L101 233L100 229L101 228L103 229L104 223L106 221L102 220V218L100 216H96L97 218L99 217V222H102V221L104 222L103 225L101 223H100V225H98L97 224L98 220L94 221L95 219H97L94 216L93 217L94 219L90 218V219H92V221L90 220L88 222H91V228H92V226L95 228L96 225L98 227L101 226V227H99L100 229L98 228V233L100 230L101 234L100 233L98 234L97 229L95 231V229H93V228H92L93 230L91 229V231H92L91 234H89L90 236L87 234L88 238H90V239H88L86 237L87 235H84L86 233L83 234L84 236L82 234L81 235L78 234L77 232H76L77 236L74 234L77 237V238H75V240L79 241L76 243L77 246H79L80 244L83 245L82 242H83V240H85L84 238L87 239L84 241L85 242L84 245H88V244L92 243L91 245H88L87 247L85 246L86 249L83 246L85 251H84V249L83 250L81 249V247H82L81 245L79 246V249L84 251V253L79 251L77 249L76 244H75L76 248H74L75 249L74 253H76V252L78 253V251H79V252H81L80 253L81 256L79 254H74V255H77V256L73 255L77 259L72 257L70 260L74 261V259H75L77 264H79L80 261H82V259L84 260V261H82V263L83 262L85 263L86 260H88V259H89V261H88L89 263L88 262H86V263H88V264H90V262L93 263V260L92 261L90 260L93 258L92 256H94V260H96L98 258L101 259L100 258L101 255H99L98 252L101 251V249L102 250L104 249V252L102 251L103 254H105V251L110 252L111 251V250L109 251L110 246H112V252L114 250L115 253L120 255L118 258L117 257L118 255L115 256L114 252L110 253V254H113V256H114V257L112 256L113 258H115V257L118 258V260L120 261V262L118 261V263H120V264H122V262H124V264H125L126 261L122 260V259L126 255L129 257L131 255L133 257L135 255H137L135 258H137V260H140V261L136 260L137 262H134V264H149L148 261L150 258L148 257V255H149V253L152 255L151 244L153 245V242L151 241V240H153V237H152L153 230L152 229L155 226V224L153 225V223H155V221L158 222L160 220V219L159 220L157 219L158 220L157 221V220H155L156 218H158V217L162 218L160 216H161V213H163V210H165L164 213L167 214L168 211L165 208L169 207V205L166 206V203L169 201V199H168L167 192H166L167 188L165 185L166 184L165 178H166V173H167L166 172V170H167L166 163H168L166 161H168L167 159L169 156L168 155V151H169L168 147L170 146V144H169L170 140L168 138L169 137L168 136V128H169L168 124H169V122H168V115L167 114L170 113L168 103L172 99L171 100L169 99L171 96L169 97L168 93L171 94V92H174L172 90H175V93L178 91L179 92H183L185 90L187 91V89L195 88V86H197L199 83L200 84H201V82L203 83V81H202L203 78H201V77H204L202 75L203 72H201L202 70H200V72H199V70H198L199 66L196 63H198L197 60L198 61L199 60L204 61L205 59H208L209 56H211L210 54H212L211 52H213L212 48L214 46L212 44L209 45L208 50H204L201 46H199L196 31L200 25L207 23V22L211 23V25L214 24L217 27L219 26L218 20L215 16V12H213L210 9L211 4L209 6L207 5L209 3L208 0H192V2L190 1ZM131 4L132 5L134 4V5L131 6ZM122 6H124V5H122ZM128 6H125V7H128ZM125 7H122V8L125 9ZM173 8H174V6H173ZM180 8H178V9L181 10ZM126 9H128V8H126ZM126 9L123 12H126ZM130 9H128V10H130ZM174 10H176V7ZM63 11L66 12V10H63ZM62 13L63 12H61V14ZM81 13H82V17H80ZM147 13H146V15H147ZM61 14H58V15H61ZM126 14H127V12H126ZM66 15H67V17L69 16L68 19L70 21L68 19H65V18H67ZM71 15H68L67 13L64 16L61 15L63 22L64 21L67 22V20L69 22H71V20H72L70 18ZM124 15H125V17H124ZM142 17H141V19H142L141 22L144 23L145 21L143 22V20H146V18L148 16L146 17L144 15V17H146V18H144V17L142 18ZM181 18L184 20H182ZM148 19H149V17L147 18V20ZM179 19H181V20H179ZM82 20L85 21L86 24H84V22H82ZM126 21L128 22V20H126ZM126 21H124L125 23L123 22L124 25L127 23ZM97 22H98L97 24H100L99 20ZM62 23H60V24H62ZM110 23L114 24V25L111 26ZM59 25L56 26V24H55V26L57 28L59 27ZM99 26H97V28L100 29L101 26L100 27ZM56 27L54 29L55 34H56ZM60 27H59V29H60ZM85 29H87V30H85ZM101 29H103V27ZM115 29H114V31H115ZM63 30H64V26H63ZM98 30L96 29L97 32H98ZM104 30L105 29H103V31ZM61 31H62V29H61ZM114 31H113V33H115ZM57 33L59 36L62 35L61 32H60V34H59V32H57ZM174 33H171V34L173 35ZM55 34H53V35H55ZM58 35H56V36H58ZM126 37L128 38V35H126ZM217 37H218L217 32H215L214 33L215 42L218 41ZM105 38L107 40H105ZM101 39H103V40H101ZM124 39L127 41V43L125 42ZM150 39H151V37H150ZM152 39H154V38H152ZM114 40H115V43H114ZM120 40L121 41L123 40L125 43L123 44L122 43L123 41L121 42ZM116 41L118 44L120 42L123 45H118L116 43ZM52 42H53V40H52ZM107 42L108 43L110 42L111 44L114 43L115 45L112 44V46L109 47V45H106V44H108ZM169 42H170V40H169ZM116 44L118 45L117 47H115ZM133 47L136 48L135 45ZM58 48L56 47L55 51L56 50L58 51ZM105 48L101 49V50L103 51V50H105ZM116 48H118V49H116ZM139 48H141V47H139ZM164 48H163V50H164ZM128 49H130V50H128ZM136 49H138V47ZM165 49H167V46ZM101 50L99 51L100 53H98V56L96 57L98 60L100 59V62L97 63V64H99V67H101L100 65L103 63V61L100 58V57H102V56H100L102 53ZM108 50L106 49L103 52H105V54H106L107 53L106 51H108ZM132 50H134V49H132ZM71 51H72V53H71ZM164 51L166 52L167 50H164ZM61 52H59L60 54L56 53V56L58 55L61 57V54L63 53V52L62 53ZM165 52H164V54L167 55V52L166 53ZM140 53H141V49H140ZM62 55H63L62 56L63 59L65 60L66 54H62ZM58 56H57V58H58ZM144 56H146V53ZM107 57L110 58L108 56V53H107ZM111 57L113 58L112 55H111ZM133 57H135V58H133ZM184 57H185V59H184ZM83 58H84V60H83ZM147 58H148V56H147ZM81 59L85 63L81 62ZM64 60L60 61L59 59H57L58 64H60L61 62L64 63L63 62ZM91 61H89V63ZM87 62H88V60H87ZM110 62L114 63V60L111 59L109 61L108 67L110 65ZM65 63H64V65L62 64L61 67L66 66ZM81 63H83V64L81 65ZM92 63H94V62L90 63L91 69H93L92 67L94 65ZM106 63H108V62H106ZM106 63H103V64L105 65V67L107 69ZM165 63H167V62H164V64ZM104 65H103V67H104ZM46 66H48L50 69H51V66L54 67L56 71L55 70L51 71L50 69L48 71L51 73H55L57 75L55 78V75L51 74L53 76V78H55L57 81L54 79H53V81L46 79L48 81V82H46V84L49 83V85H48L49 87L48 86L45 87V83L42 86L47 88V90L44 89L40 84L44 80V76L46 75V74L45 75L42 74L44 72L43 70L48 69ZM89 66L87 65L86 67H89ZM57 67L60 68L59 65ZM73 67H74V65H73ZM163 67L166 68V64ZM61 69H60V72H62ZM73 69H75V68H73ZM88 69H90V67L86 68V71H88ZM98 69H100V68H98ZM161 69L162 68H160L159 71ZM93 70H95V69H93ZM93 70H90V71H93ZM101 70L99 72H98V70H96L99 73L98 75H100ZM104 70L105 69H103V72H105ZM114 70H116V69H114ZM163 71H165V69ZM45 72H47V71H45ZM167 72H168V70H167ZM74 73L78 74V72L76 73L75 71H74ZM92 73H93V75H92ZM92 73L91 74L89 73V76L92 75V76L97 77V74L95 75L94 72H92ZM157 73L158 72L156 71V76H158V75L161 76L163 74V73L160 74L161 73L160 72L157 75ZM166 73H165V75L164 74L163 75L166 76ZM47 74H48L47 75L48 77L49 76L51 77V75H49V73H47ZM101 75H102V73H101ZM133 75H134V77H133ZM163 75H162V77H159L160 78L159 82L163 78ZM9 76H11V78H12V81L10 83H8V78H10ZM60 76H62V80H64L63 82L60 80L61 79ZM39 77H40V79H39ZM42 77H43V79L41 81ZM50 77L48 79H50ZM59 77H60V79H59ZM85 77L90 82L83 81V80H85ZM216 77H217L216 78V82H217L216 86H217V92H218L217 95H219V99L222 100L221 107L218 110V112H219L218 114L220 115V119L218 120V123L219 122L223 123L221 121V118L223 121H229V117H231L230 112L233 110V107H232L233 104H231L232 102L230 99V95H228V93L226 92V87L228 85L227 80L225 78H223L221 73H217ZM45 78H46V76H45ZM91 78L92 77H90V79ZM93 79L96 80L95 77H93ZM163 79L161 81H163ZM71 80H75V81H73V83H71L72 82ZM94 80H93V82H94ZM39 81H40V83H39ZM6 82H7V84H6ZM43 82H45V81H43ZM81 82H83V83H81ZM85 82H88V84L86 85L87 88H85V85H83V87H81L82 89L80 90L79 86L81 84H84ZM96 82H97V80L95 81V83ZM102 82L103 81H99V82H97V84H94V85L98 86V84H100ZM50 83L53 86H51ZM38 84H40L41 87H39ZM149 84L152 85V83H149ZM56 85H58V87ZM7 88H8V90H7ZM42 88L44 90H46L45 91L46 93L43 92ZM5 89L7 90V92ZM94 90H96V91H94ZM101 90H103V91H101ZM232 90L235 91L233 93V95H235L237 93L235 87H233ZM151 92H152V95H151ZM62 93L63 94L65 93L64 97L61 96ZM109 93H111V94H109ZM88 94H86V95L84 94V95L87 96ZM103 94L100 95L99 98L98 97H93V98L91 97V98L92 99L97 98V99L102 100L101 96H103ZM70 95L68 96V99L70 98ZM72 95H71V97H72ZM81 96L83 97L82 100H81ZM86 98H88V97H85L84 100ZM261 99L264 100V95L261 96ZM76 100H75V103H76ZM100 100H99V102H101ZM168 100H169V102H168ZM64 101H62V102H64ZM66 102H64V103L68 104V102L67 103ZM77 104H74V106ZM105 104H103V105H105ZM83 105L84 104L82 103V106ZM64 106L66 107L65 112L62 111ZM107 106H110V105H107ZM105 107L106 106H104V108ZM73 108H75V107H72V109ZM77 108L74 110L71 109L72 111H75V113H73L72 116L74 114H76V112L78 110ZM107 108H109V107H107ZM107 108H105V115L109 116V112L107 114V111H108V110H106ZM4 109L6 110V107ZM12 109L13 110L15 109V110L12 111ZM176 109L178 111V116L181 115V113L183 114L185 112L184 109H183L184 112L181 110L182 107H181L180 103L176 106ZM0 110H2V109H0ZM80 110L78 111L79 113H80ZM62 112H64V113H62ZM1 113L2 112H0V114ZM261 113L264 116V107L261 108L260 114ZM110 115H111V113H110ZM0 116L2 117L3 115H0ZM107 116H106V120H107L106 122H108L110 120V116L108 117V119H107ZM178 118H180V116ZM96 121H98V120H95V122ZM112 121H109V123H111ZM99 122H100V120L98 121V123ZM114 122H113V124H115ZM106 124L108 125V123H106ZM113 124L111 123L110 124L111 126L110 125L109 126H110V128L113 127V129H114ZM60 125H62L64 127L60 128V129L57 128V126L60 127ZM217 125L220 127L219 124H217ZM110 130H108L109 131L108 133H111L114 131V130L113 131H110ZM59 133H62V132H59ZM115 133H112L113 137L111 135V137H110L111 141L108 140L107 143L105 142L107 147H109V148L112 147L111 150L115 149L114 147L117 144V143L116 144L114 143V140H116V137H117L115 135ZM77 136L79 137V134ZM107 136H109V135H107ZM120 136H119V138H120ZM52 137H53V139H52ZM58 138L59 137H57L56 139L58 140ZM112 138H115V139L112 140ZM107 139H108V137H106V140ZM121 140H120V142H121ZM58 142H59V140H58ZM89 142L92 143L91 139L89 140ZM117 142H118V140H117ZM81 144H79V145H81ZM120 144L121 143H119V145ZM113 145H114V147H113ZM224 145H225V147H221V150H219L218 153H216V155H218L217 158L221 159V161L218 160L219 161L218 163L220 166L217 163V166L219 168V169L218 168L217 169L221 171V172L218 171L220 174L227 172L226 174L228 175V173L230 172V171L229 172L227 171L228 169L229 170H231L230 168H232V170L234 169L233 171L235 173L236 170L239 171V168L241 167L240 165H242V164H239L240 163L239 161L241 159L239 160V158H236V157H238L237 156V150L233 146H231L233 152L231 150L232 154L229 155L228 153H230V152L224 151V149L226 148V144H224ZM81 148H82V146L81 147L78 146V149H76V148H74V145H73L72 149L69 150V153H72L70 151L73 149L77 150V151L73 152V155L74 154L78 155V157H76V156H73V158L71 157L72 159H74L73 160L74 162H71L72 161L71 158H70L71 161H69L70 160L69 157L71 155L67 156L69 153H66V157L68 159V162L73 163L70 165L75 166L77 164L76 158L80 159V157H82V155L80 154ZM118 150H120V149H118ZM226 150H230V149L226 148ZM235 151H236V153H235ZM76 152H77V154H76ZM233 154H234V157L236 158L235 160L238 159L237 162H239L238 164L240 167L236 166L238 164H235L236 163L235 160L230 162L232 157H233L232 156ZM228 156H231L230 157L231 159H229ZM85 157H88V156L86 155ZM234 157H233V159H234ZM62 158H64V160L66 159L65 157H62ZM60 160H61V158H60ZM64 160L62 159L61 161L63 162ZM117 160L119 161V164H117V162H118ZM61 161H59L60 166H61V164L64 165V163L66 162V161H64V163H61ZM85 161H86V158H85V160L83 159L81 162L78 161V165L73 167V170L75 169V171L77 173V175L74 174V175H76L77 179H75L74 178L75 176H73V174H72L74 171L73 172L71 171L72 172L71 176H73V177L69 176V178L67 179L68 175H70V174H68L66 176L67 183L69 180L72 182V183L71 182H69V183L73 184L75 186L76 185L87 186L88 184L85 185L84 182H87V180L90 182L94 177H95V179L98 178V177L96 178V176L93 174L94 173V172H92L93 170L92 171L90 170V166L88 164L87 165L89 167L86 166ZM225 161H226V163H225ZM56 162H57V160H56ZM223 163H225L226 166L223 165ZM53 164H54V161H53ZM91 164H93V163H91ZM55 166H56V164H55ZM117 166H119L120 168ZM61 167H63V166H61ZM235 167H237V168H235ZM84 168H85L86 172L84 171ZM88 168H89V172H88ZM232 170H231L232 175H235ZM90 171L92 172L91 175H93V176L90 175L92 177L91 180L88 179V178H90V176L88 177V175H87V172L90 174ZM48 173L50 175H48ZM79 173H81V174H79ZM230 173H229V175L231 176ZM108 175H109V177H108ZM237 175H239V173ZM237 175L231 176L232 179L238 177ZM48 176H49V178H48ZM56 176L57 175L55 174V178H56ZM106 176H105L104 180H107ZM228 176H227V178H228ZM111 177H113V178H111ZM70 178H71V180H70ZM44 179H45V182H46V179L48 181L46 183V185H45ZM74 179L78 182L76 183ZM232 179H230V180H232ZM55 180L56 179H54L53 182ZM82 180H84V181H82ZM98 180H99V178H98ZM98 180L96 182H100V180L99 181ZM104 180H102V181H104ZM108 181H106L104 183H108ZM232 181L235 183L236 180L233 179ZM237 181H239V180L237 179ZM82 182L84 185L82 184ZM231 182H228V183H231ZM55 183L57 184V182H54V184ZM112 183H111V186H112ZM238 183L236 182V184H238ZM108 184H106L109 187L108 190H110L112 187H113V189L115 188L114 186L111 187V186H109L110 184L109 185ZM228 185L225 187L228 190L227 191L224 190V193L227 192V194H225V195L220 189L219 190L215 189L217 193L219 192L218 195L220 196L219 197L220 199L226 198L224 196H227L231 199L236 196L237 191H235V190H237V186H239V185H237V186L234 185L236 187V189H234L233 186L231 187V185H229L231 187V189H230L228 187ZM232 185H233V183H232ZM46 188H47V186H46ZM49 188H50V186L48 187V189ZM220 188H222V187L220 186ZM54 189L55 188H53V191L55 192ZM81 189H83V188H81ZM81 189H79L80 193H81L80 196L82 195ZM86 189H87V187L85 189H83V191L85 190V193H86V194H84V192H83V194L85 195L83 197L85 200L89 199L88 201H90V199H91V198H89L90 194L87 193L88 191ZM217 189H218V187H217ZM232 189H234L233 193L230 194V192H232ZM51 191H52V189H51ZM105 191H107V190H105ZM228 191H230V192L228 193ZM101 193L104 194L103 191L99 192V194H101ZM109 193L110 192H108V195H109ZM112 193L114 195L115 192L113 191ZM220 193L221 194L223 193V195H221ZM233 194H234V196H233ZM57 195H55V193H54V197L55 196L57 197ZM86 195H87V197H86ZM108 195L106 193V196H108ZM26 197H29V201L26 202V205H25L24 201H25ZM99 197H101V195H99ZM59 198L60 197L58 196L56 199V202L59 200ZM110 198H112L110 200L114 201V199H113L114 196H111V194H110ZM85 200H83V201H85ZM86 202H84V205ZM87 203H90V202H87ZM96 203H97V200H96L95 204ZM112 204H113V202L110 203V205H112ZM167 204H169V202ZM18 205L26 206L22 220H19V218H18V211H19ZM48 205H49V207L51 205V210L54 212L55 216L48 215V214L52 213V212L49 213L51 210L50 211L48 210V209H50V208H48ZM91 205L92 204L89 205V208ZM63 206H67L68 208L65 207L63 209ZM86 207L83 209H88ZM155 207H157V208H155ZM55 208H56V205H55ZM110 208H111L110 211H113L112 206ZM153 208L158 209V210L160 209V211H161L160 213H159V211L157 213V214H160L159 216L155 215L156 218L154 217V209ZM45 212L47 213L46 216H45ZM68 213H69V215H68ZM164 213L162 214V216L164 215ZM56 214L60 215V217L63 218V221H65V225L63 224V222L57 220L58 217H56ZM62 215L64 217H62ZM222 215H224V214H222ZM49 216L54 217V218L56 217L55 219L54 218L53 219L55 221H58L59 223H61V226L63 224V228L59 227L60 224H56L58 227L55 226L60 231V234H59V231H55V229L53 227V225H55V224H53V223L50 224L52 222L50 220L47 221V219H51V218H49ZM166 216L165 217L163 216V217L166 218ZM67 217H70V218H67ZM42 218H43V220L45 218V222L47 221V222H49V225H52V226L48 225L47 231H49V227H50V230H51V228H53V229L48 234L44 232L47 235H45V237L42 238V240L44 241L43 244H42V241H40L41 244L43 245V246L41 245L42 248H40L41 246L38 243L39 239H40L39 236L40 237L43 236V234H41L42 236L40 235V229L44 226V224L41 223V221H43ZM164 218L161 220L165 221ZM59 220H60V218H59ZM88 220H89V218H88ZM93 221H94V223L96 222V224H94ZM108 221H109V219H108ZM55 223H57V222H55ZM165 223H166V221L164 222V224ZM42 224H43V226H42ZM119 224H120V226H118ZM37 226H39V227H37ZM68 226H71V228L69 229ZM88 226H90V223H88ZM113 227L111 225V228H113ZM161 227H165V226L161 225ZM45 228H47V225ZM162 229H163V232H162L161 236H163V233L165 234V231H164L165 229L164 228H162ZM36 230L37 231L39 230L38 233H36L37 232ZM53 230L55 232H53ZM119 230H117L118 232L116 231L117 232L116 234L121 233V230L120 231ZM34 231H35V233H34ZM53 234H55V235L53 236ZM61 234H62V236H61ZM66 234H68V235H66ZM258 234H259L260 240H262L264 242V226L261 227ZM30 235H31V238L33 236V238H32L33 241L31 240L32 242H30L31 244L29 243V240H30L29 236ZM78 235H79V237H78ZM99 235H102V236H99ZM64 236H66V238ZM80 236H81V238L84 237L82 239V242L79 240ZM106 236H107V238H110V236H114L113 237L114 239L111 237L112 239H108V241H106V239H107V238H105ZM103 237H104V239H103ZM100 238L105 240V242H111L112 245L110 243L109 247H105L106 243L104 244L103 240H99ZM162 238H164V236ZM57 239H59V240H57ZM48 240H50V241L48 242ZM67 240L69 241V243H72L71 245H69V247L67 246L68 244L65 245L67 243ZM89 240L92 242L89 243ZM86 241L88 244L86 243ZM116 241H114L115 244H116ZM46 243H48L49 245H46ZM78 243H79V245H78ZM100 243L104 244V248H103V246L100 245ZM29 245L30 246L32 245L31 248L28 247ZM59 245H61V246H59ZM63 246L68 247V249L67 248H65V249L68 252H70L69 253L70 256H68L66 254V250L65 249L64 250H65L66 256L69 257V259L66 258L65 256H63L65 254H62V253H64V252H62L63 250L61 249ZM96 246H98V247H96ZM117 247L115 245V248H117ZM106 248H108V250H106ZM258 248H259V246H258ZM60 250H62V251H60ZM87 250L93 251V252L89 251V253L92 252V255L90 254V256L92 258H90V256H87L89 254L87 252ZM41 251L42 252L45 251L44 253H46V254H42ZM53 251H54V253H53ZM148 251H149V253H148ZM34 252H32V255H34ZM85 252H87L88 254H86ZM26 253H27V256H25ZM52 254H53V256L54 255L55 256H54V258L51 259ZM96 254H98V255H96ZM110 254H109V257H111ZM123 254H124V256H123ZM30 255H29V257L32 258V255L31 256ZM49 255H51V257ZM83 255H85V256H83ZM106 255H107V253L104 255V257ZM151 255H150V257H151ZM56 256L59 259V261L57 259V263L55 262L56 261L55 258H57ZM62 256L64 258H66V260L64 259V261H63V258L61 259ZM127 256L124 258H128ZM36 257H33V258H35L37 260ZM80 257H82V259ZM83 257H85V258L87 257V259L85 260ZM96 257H98V258H96ZM101 257L103 258V261H104L103 255ZM109 257L108 256H107V258L105 257V259H106L105 262H103L102 259H101V261L99 260V262L96 261L97 262L96 264L101 263V262L106 263V261L110 260V259H108ZM121 257H122V259H121ZM44 258L43 259L40 258L39 260L45 261ZM78 258H80L81 260L79 261ZM113 258H112V260H114ZM135 258H130V260L132 259L131 261H133V259H135ZM60 259H61V261H60ZM23 260H25V262ZM36 260H34V261L37 262ZM77 260L79 263L77 262ZM151 260H152V258H151ZM51 261H47L46 264H49V263L53 264ZM115 261L117 262V260H115ZM22 262H24V263H22ZM29 262H33V260L30 259ZM35 262H34V264H39L38 262H40V261H38L37 263H35ZM110 262H111V260H110ZM110 262H107L106 264H109ZM116 262H114V264ZM128 262H129V259H128L126 264H128ZM40 263H42V262H40ZM44 263L45 262H43V264ZM118 263H116V264H118ZM152 263L153 262L151 261L150 264H152ZM70 264H72V263H70ZM132 264H133V262H132ZM256 264H264V251H263L262 255H259L257 257V263Z\"/></svg>",
    "mask_w": 264,
    "mask_h": 264
}]
</instances>
